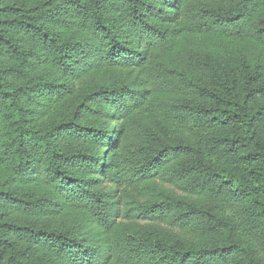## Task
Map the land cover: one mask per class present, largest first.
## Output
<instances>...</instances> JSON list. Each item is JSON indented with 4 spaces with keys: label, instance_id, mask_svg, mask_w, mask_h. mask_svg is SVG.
<instances>
[{
    "label": "trees",
    "instance_id": "obj_1",
    "mask_svg": "<svg viewBox=\"0 0 264 264\" xmlns=\"http://www.w3.org/2000/svg\"><path fill=\"white\" fill-rule=\"evenodd\" d=\"M0 264H264V0H0Z\"/></svg>",
    "mask_w": 264,
    "mask_h": 264
}]
</instances>
